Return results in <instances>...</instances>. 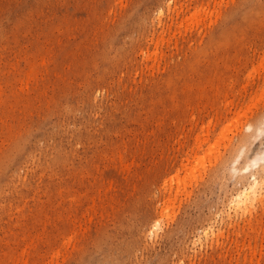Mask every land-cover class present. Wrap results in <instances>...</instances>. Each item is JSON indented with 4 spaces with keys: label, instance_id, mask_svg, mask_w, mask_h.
Masks as SVG:
<instances>
[{
    "label": "rangeland",
    "instance_id": "374dc122",
    "mask_svg": "<svg viewBox=\"0 0 264 264\" xmlns=\"http://www.w3.org/2000/svg\"><path fill=\"white\" fill-rule=\"evenodd\" d=\"M263 119L264 0H0V264H264Z\"/></svg>",
    "mask_w": 264,
    "mask_h": 264
},
{
    "label": "bare ground",
    "instance_id": "6f19581e",
    "mask_svg": "<svg viewBox=\"0 0 264 264\" xmlns=\"http://www.w3.org/2000/svg\"><path fill=\"white\" fill-rule=\"evenodd\" d=\"M159 4V3H158ZM163 4V3H162ZM164 5V4H163ZM162 5V6H163ZM174 5V4H173ZM197 5V4H196ZM204 6V5H203ZM159 7V6H158ZM176 7V6H175ZM189 7V6H188ZM208 7V6H207ZM174 8V7H173ZM202 9V8H201ZM208 9V8H207ZM194 10V9H193ZM199 10V9H198ZM195 11V10H194ZM193 11V12H194ZM161 12V11H160ZM164 12V11H163ZM192 12V13H193ZM203 12V11H202ZM197 13V12H196ZM155 14V13H154ZM199 14V13H198ZM158 15H160L158 13ZM195 15V12L194 14L192 15V17H190L191 19L194 17ZM201 15V14H200ZM154 16V15H153ZM198 16V15H196ZM195 16V17H196ZM160 18V16H159ZM189 19V17H187ZM185 19V20H188V19ZM201 18V17H200ZM157 19V17H156ZM183 19V20H184ZM195 19V18H194ZM202 19V18H201ZM153 20V19H152ZM155 20V19H154ZM184 20V23L186 22ZM190 20V19H189ZM199 20V19H198ZM159 22V21H158ZM194 22V20H193ZM181 23V22H180ZM187 24V22H186ZM189 24V22H188ZM192 24V23H191ZM194 24V23H193ZM199 24V23H198ZM196 25V23H195ZM183 26V25H182ZM192 26V25H191ZM190 26V27H191ZM186 27V25H185ZM189 27V26H188ZM162 40V39H161ZM156 51V50H155ZM160 52V51H159ZM152 54V53H151ZM154 54V53H153ZM160 54V53H159ZM155 56V55H154ZM160 56V55H159ZM158 58V57H157ZM214 61V60H213ZM216 61V60H215ZM214 61V62H215ZM95 98V97H94ZM95 100V99H94ZM260 126L258 125V127L256 128H253V134L252 136L254 135H258L260 132H264V119H263V122H260ZM245 147H244V144L239 148L238 152H237V155L236 157H238L239 155H245ZM250 154V153H249ZM248 155V154H247ZM255 157V155H254ZM253 157V160H252V167H253V171H251L252 169H250L249 171H251V173L249 174L250 176H246L248 178V181L247 183L238 191V193L236 195L233 196V199H231L232 201H230V205H231V202L233 204V206H235V209L237 210H240V209H244L246 207H248L249 205L253 204V202H255L256 200L260 199L263 197L262 195V191L264 189V149L262 151H259L258 153H256V157L254 159ZM252 159V158H251ZM250 159V160H251ZM249 160V161H250ZM259 162H263L262 164H258ZM232 165L235 163V160L231 161ZM248 163V161H247ZM245 164V163H244ZM243 164V165H244ZM232 167V172H234L235 174H237V178L238 179H242L240 176L243 174L244 171L247 170V166H242L241 168H236L235 166H231ZM248 172V171H247ZM247 174V173H246ZM248 175V174H247ZM244 177V178H246ZM246 178V179H247ZM241 182V181H240ZM74 199V198H73ZM71 200V199H70ZM77 200V199H76ZM89 221V220H88ZM157 222V223H155ZM153 221L151 227L149 228V234H155L157 232V230H159L160 228V224L158 221ZM80 228V227H79ZM143 234V233H142ZM209 235V234H212L213 236V232L212 231H205L204 232V237L205 235ZM148 236V235H147ZM211 236V235H210ZM145 239V238H144ZM206 241V240H205ZM67 243V241H66Z\"/></svg>",
    "mask_w": 264,
    "mask_h": 264
}]
</instances>
